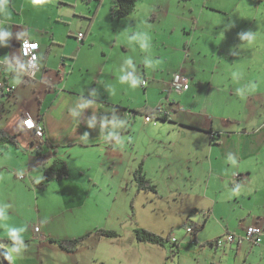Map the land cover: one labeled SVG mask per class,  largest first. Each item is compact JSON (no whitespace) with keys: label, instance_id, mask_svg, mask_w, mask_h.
<instances>
[{"label":"crops","instance_id":"0c3cea01","mask_svg":"<svg viewBox=\"0 0 264 264\" xmlns=\"http://www.w3.org/2000/svg\"><path fill=\"white\" fill-rule=\"evenodd\" d=\"M17 1L19 0H0V34H7L0 36V88L4 91V95L1 96L0 119L2 118L1 111L5 110V100L8 99L9 101L11 96L17 98L18 92L21 93L20 87L30 85L33 87L34 94L38 99L37 111L32 116L44 123L45 136L41 148L36 149L39 140L32 131L25 129L23 126V119L27 113L30 114L28 111L22 113L18 130L11 131L6 126H1L0 130H4L9 135H16V142L15 144L4 143L0 145V195H11L10 190L13 186L23 190H32L33 188L25 181L27 178H31V182L37 189L36 184L42 178L43 166L49 167L57 159L66 161L69 168L68 176L48 183V185H53V193L56 192L50 195L51 202L54 205L62 206L66 210H73V212L88 206L90 209L92 206L95 214L92 212L87 213L81 225L67 224L66 221L65 225L68 226L70 231L64 235L52 226L50 219L39 217L35 220L34 218L29 221V224H25L24 221L23 225L26 226L24 249L26 252L31 249L32 252L36 253L33 255L36 264H91L93 262L107 264L110 256L119 257V253L109 248L107 241L115 242L123 239L124 236L123 234L106 236L95 230L96 228H104L117 231L115 227L108 225L106 222L108 220L115 221V219L122 217L116 214L115 207H107L110 200L108 188L112 183L104 181L95 171V166L98 163H104L102 155L106 151L105 149L114 145V141L122 142L124 138H129L133 127H131V124L135 122L136 114H143L136 110L142 108L133 107L128 103L129 98L110 100L106 97L108 93L105 90L95 93L93 90L95 87H91L90 80L85 79V72L89 70V67H92L95 61L80 59L78 55L86 46L84 42L102 0H99L96 12L91 15L93 17L91 20L89 19L82 37H79L77 33H74L76 36L70 33L65 35L60 33V24L65 25L64 28L67 27L68 32H71V27H75V24H81L82 22L77 20V14L72 13L73 11L76 12L77 5L71 6L67 3L69 0H55L53 5L56 8L51 12H42V14H47V18L39 26L37 25V14L39 13L37 9L25 8L24 4H17ZM189 1L199 5L194 0ZM62 4L70 5L73 11L69 8L64 10L61 8ZM88 8L89 10L92 9L91 0ZM206 8H208L206 5L200 7L199 15H203ZM91 12H93V9ZM163 15L167 18L170 17L169 9L165 10ZM130 16H134V11ZM204 16L205 20L202 21L201 25L203 29L205 24L211 21V16H207V14ZM25 21L29 24H25ZM182 21L190 22V19L186 17ZM170 23L174 24V28L178 30V40L174 46L170 47L171 51L167 50L166 43H163L165 53L159 59H163L164 63L167 62L168 66L171 61L176 60L177 62L182 58L179 69L183 68L187 74L192 72L194 75L195 65L199 63L198 58L190 57L192 56L194 42L191 43L192 45L188 43L187 48L190 54L185 55L186 49L182 48L180 44V42H184L186 45L185 37L181 38V31L182 33H184V30L187 32L186 29L182 30L184 23L182 28L174 21ZM199 23L200 20H196L197 26H199ZM242 28L243 31H241ZM48 32L51 33L48 34ZM234 34L233 36L236 39L232 41V47H228V51L226 50L225 53L222 52L211 58L210 64L222 61L221 54L225 55L232 49L238 51L239 55L234 53L236 59L232 65L233 73L231 75H236L237 81L241 79L242 83L245 79H254L251 71L256 69L255 66L260 59L251 58L258 52L253 48L257 34L249 36V39L246 40L245 25L241 26V29ZM24 38L37 40L40 43V68L33 75L28 73L21 52V41ZM71 39L76 43L73 52L67 51V45ZM55 45L59 47L55 48ZM199 47L200 49L198 48L197 53H195L196 57L198 54L200 57L205 54V51L202 54L203 46ZM54 49H58V53ZM15 52L18 53V56L15 55ZM170 53H175L177 58H174L175 56ZM110 59L101 58L97 61L101 65L97 69L99 71L98 76H100L98 82L103 81L104 76L109 74L111 70V66H109ZM146 61V58H114L112 65L114 69L120 68L127 71L133 69L134 63H138L144 73L143 77L139 76L142 80H146L147 71L146 66H144ZM162 74L165 86L162 84L161 77L159 82L154 84L155 88L160 85L163 86L160 90H164L165 87H172L173 75L171 73L165 74V72H162ZM16 75L21 76L22 79L17 78ZM30 81L34 83L31 84ZM189 82L191 84L190 78ZM189 82L187 88L181 93L183 96H177L179 99L176 98L173 102L172 108L175 111L171 112L170 118L163 119L169 120V124H167L168 127L165 126V128L160 129H166L169 135L167 137L162 135L159 143L164 148L165 144L171 143V141L174 145L169 158L176 162L178 166L168 171L170 173L167 177L169 178V184L174 186L171 190L179 192L182 198L187 195L186 198L193 204L191 208H196L197 212L194 215L198 216V221L193 222V224L196 223L197 226V224L204 222V212H207V223L210 220V228L214 225L217 226L213 234L207 233L208 235L201 239L198 238V233L206 226L207 223H204L203 227L197 232L196 238L192 237L188 242H185L186 247L194 251L195 254L196 252L202 253L205 247L204 243L234 233L236 238L232 242L221 246H209V253L211 254H208L213 257L211 264H219L214 260L220 249L223 251L225 249L240 251L243 245L242 241H246L250 245V251L256 257L254 261H250L248 258L246 261L247 256H245L244 264H263L264 254L261 249L264 248V235L261 243H252L245 239L239 241V236L245 233V229L249 225H260L264 232L263 166L261 183L252 185L253 174L256 171L254 166L260 162L264 164V114L257 112L253 104L242 106L237 111H230L225 103L224 106L222 104L216 108L217 114L215 109L206 111L205 107L194 108L193 105L197 103L195 100L197 94L190 91L191 85ZM230 86H236V84L230 83ZM0 92L2 91L0 90ZM168 96L173 97L172 95ZM146 103V107L154 108L151 101ZM229 104L232 108H237L236 105H232L233 101ZM127 122L130 124V128ZM117 132H120V134ZM162 161L163 158L158 156L156 163H153V167L150 168L149 165L146 166L145 164L144 171L148 178L151 179L152 174H154V167ZM4 174H8L9 177ZM21 174L24 177L21 178ZM123 184L127 188L129 182L125 183L124 181ZM216 188L228 189L225 197H219V192L216 193V191L213 195L211 189L215 190ZM48 191L45 187L35 192V194H38L37 208L39 210L42 206L39 199ZM102 191H106V194L102 195ZM140 191L142 190L137 192ZM211 197L214 199H211ZM132 199L130 203H132ZM232 199L236 202H232ZM198 200L199 202H197ZM3 202V204H7V208L9 207L7 210L9 217L7 223L10 225L22 224L21 221L22 219L25 220V215L22 214L17 201ZM97 202L100 203V206L95 208L94 206L99 205ZM186 215H190V213H186ZM190 217L187 216L188 219ZM129 225L131 230L128 234L135 239L131 242L132 244L141 247L139 245L150 243L138 241L136 234H131L135 227H133L132 222ZM36 226L39 227L37 231L35 230ZM126 229L124 227L123 232ZM152 230L161 234L158 229H156L157 231ZM4 231L5 227L3 226L0 238H4L2 236ZM87 233L91 234L84 239L83 243L74 252L61 248L52 240L81 237ZM171 241L177 243V240L173 241L171 239ZM150 245L159 248L165 244L150 243ZM180 246L181 244L179 250ZM11 257L14 259V256L11 255ZM13 259V264H17ZM163 263L164 259L162 260Z\"/></svg>","mask_w":264,"mask_h":264},{"label":"rangeland","instance_id":"374dc122","mask_svg":"<svg viewBox=\"0 0 264 264\" xmlns=\"http://www.w3.org/2000/svg\"><path fill=\"white\" fill-rule=\"evenodd\" d=\"M54 1L55 0H19L17 4H24L25 8L31 7L32 9H37L39 12L37 14V25L39 26L43 20L47 18V14H42V12H51L56 8L53 5ZM194 1L199 3L200 6L194 4L192 1L138 0L133 17L130 16L132 12L129 14L130 17L113 19L110 15L112 0H102L91 29L89 30L90 32H88L84 42L86 46L78 55L80 59L95 61L92 67H89V70L85 72V79H89L91 83L90 86L95 87L93 88L94 92L100 93L101 90H105L108 93L106 97L110 100L129 98L130 100L128 103L133 107L142 108V110L147 106L146 102L151 101L153 107H161L165 115L172 108L174 100L176 98L177 100L179 99L177 96H183V94H181L182 91L176 90L173 86H170V88L165 87L164 90H160L163 86L160 85L158 88H155L154 84H156V82L158 83L161 77L163 81L164 76L162 72H165V74L171 73L173 76L179 73L184 76L187 75L186 77H189L191 80V84L189 82L191 85L190 91L197 94L195 98L197 103L193 105L194 108L205 107L206 111H211L212 109L216 110V108L220 107L222 104L224 106L226 103L227 109H230V111H237L240 110L242 106L253 104L257 112L264 114V0ZM98 2L99 0H91L93 12L96 10ZM67 3L71 6L77 5L76 12L73 11L70 5L62 4L61 8L64 10L69 8V10L73 11L72 13L77 14V20H81L82 22L81 24H75V27H71V32H68L67 27L64 28L65 25L60 24V33L62 35L70 33L73 36H76L74 33H77V35H79V33L83 34L93 14V12H91L92 9L89 10L88 8L90 0H69ZM203 5H206L208 8L204 10L203 15H199L200 7L202 8ZM168 9L171 16L167 18L163 14L165 10ZM205 14L211 16V21L205 24L203 29L201 25L203 23L202 21L205 20ZM181 17L184 19L186 17L189 18L190 22L182 21L184 19ZM196 20H200L199 26H197ZM173 21L175 24H178L180 28L184 26L182 30H187V32L184 30V33L181 31V38L185 37L186 45L184 42H180L182 48L186 49L185 55L190 54L187 48L188 43L192 45L191 43L194 42L192 46V56L190 57L199 59L198 65H195L196 71L194 75L192 72L187 74L183 68L179 69L182 58L177 62L176 60L171 61L168 66L166 61V63H164L163 59H159L162 58V55L165 53V45L168 48L167 50L171 51L170 47L174 46L178 40V30L174 28V24L170 23ZM25 24L29 23L25 21ZM243 25H245L247 32L246 40L249 39V36L257 34L256 40L253 43V48L258 52L251 58L260 59L255 66L256 69L251 71V75L254 79H245L241 83V79L237 81V76L231 75L233 73L232 65L236 59L235 54L239 55L238 51H233L232 49L225 55L221 54L222 56L220 58L222 61H217L216 63L210 64V59L215 55L218 56L222 52L225 53L226 50L228 51V47H232V41L236 39L233 34L241 29ZM243 30L242 28L241 31ZM50 33L51 32H48V34ZM193 39L195 41H192ZM78 40L81 41L80 39ZM142 40L147 45L146 48L142 47ZM163 43L166 44L163 45ZM199 46H203L204 48L202 54H204L205 51L202 57L198 56L199 54L197 57L195 56L197 49H200ZM58 47L59 46L55 45V48ZM75 47L76 43L71 39L67 45V51L73 52L75 51ZM54 51L58 53V49H54ZM15 55L18 56V53L15 52ZM172 55L175 56V53ZM54 56H56V54H54ZM101 58H111L109 65L111 66V70L109 74L104 76V79H102L103 81L98 82L100 76H98L99 71L97 69L101 65L97 61L99 59L101 60ZM114 58H146L147 61H152L151 66L147 63L144 65L147 71L145 75L147 85L145 84V86L141 83L142 78H140L139 75L143 77L144 73L142 67L139 66L138 63H134L132 70L114 69L112 65V60H114ZM174 58L177 57L175 56ZM189 60L191 59L189 58ZM212 70L214 71L211 72ZM129 74L138 81L135 87L131 85L130 80L121 82V76ZM93 75H95L94 79ZM16 76L22 79L21 76ZM30 83L33 84L34 82L30 81ZM230 83H235L236 86H230ZM162 84L165 86L164 81ZM197 85L199 87L198 90ZM250 85H255L253 91H239V89H246V87ZM19 90H21V93L18 92L17 98L11 96L9 101L8 99L5 100V110L1 111L2 118L0 119V128H2L1 126H6V128L11 131L18 130L23 112L28 111L31 115H35L38 99L34 94L33 87L28 85L20 87ZM168 95H172L173 97ZM232 101V105H236L237 108L231 107L229 103ZM127 124L130 128V124L128 122ZM167 124H169V120H163V118L157 117L151 122H146L145 115L137 113L135 122L131 124V127H133L129 138H124L122 142L114 141V145L105 149L106 151L102 155L104 163H98V165L95 166V171L101 178L104 181L112 183L108 188L111 201L109 200L107 207H115L116 214L122 217L115 219V221L108 220L106 222L108 225L115 227L118 234H123L124 236L123 239L115 242L107 241L109 243V248L119 253V257L117 258L110 256V259L107 260V264H132L134 262L137 264H162L163 259V264H211V259L213 257L209 255L211 254L209 253V245L205 244L202 253L196 252L197 255L194 251L186 247L185 242H188L193 237L192 234L188 232L187 228L191 227L193 229L196 226V223H194V225L193 222L198 221V216L194 215L197 210L196 208H191L193 204L188 201L186 198L187 195L182 198L179 192L171 190L174 186L169 184V178L167 176L170 172L168 171L178 166L176 162L169 158L174 145L171 141V143L165 144V149L162 144L159 143V139L162 135L166 137L169 135L166 129H160L162 127L165 128V126L168 127ZM117 133L120 134V132ZM171 139L175 140L173 138ZM158 156L163 158V161L154 167V174L151 176L153 184H155V186L157 185V191L142 190L137 192L138 188L135 182H133L134 170L142 160H144V166L146 164V166L149 165L150 168L153 167V163H156ZM262 166L264 167V164L261 162L254 166L256 171L253 174L252 185H259L261 183L263 176ZM4 175L9 177L8 174ZM21 181L23 180L21 179ZM25 181L33 188L32 190H23L22 188L13 186L10 190L11 195H0V209H5L6 207V215H8L7 210L9 207L7 208V204H3V201H17L21 207L22 214L25 215V220L22 219L21 221L22 224L24 221L25 224H29V221H32L34 218L37 220L39 217H44L50 219L52 226L55 227L59 233L64 235L68 234L70 231L68 226L65 225L66 221L67 224L81 225L87 213L92 212L95 214L92 206L90 209L88 206L73 212V210H66L62 206L54 205L50 198L51 194L56 193H53V185L46 186L49 191L39 199L42 204L39 210V208H37L38 194H35V192L40 190V188L36 187L37 189H35V186L31 182V178H27ZM122 181H125V183L129 182L127 188H125L126 186ZM212 189L213 195L214 191H216V193L219 192V197H225L228 191V189ZM104 194H106V191H102V195ZM132 198L135 200V203H130ZM211 199L214 198L211 197ZM233 201L234 199H232V202ZM197 202H199V200ZM95 205L97 204L95 203ZM99 206L100 203L98 206L94 207L98 208ZM186 213H190V215L185 216ZM206 213L207 212H204L205 223H207L208 220ZM187 216L191 217L188 219ZM130 222H132L135 228L142 227L152 232H154L152 229H158L161 232L160 235H163L165 238L170 237V239H172V237H175L178 245L181 244L179 252L176 254L173 253V248H175L176 245H174L171 240H166L165 245L161 246L162 248L150 245L152 242L139 245L141 247L135 246L131 243L135 239L128 234L131 230L129 225ZM209 223L210 220L198 233V238L203 239L206 235L215 232L217 225L210 228ZM4 224V221H0V233L2 232ZM197 225L199 226V224ZM124 227L128 229H126L125 232H123ZM132 233L135 234V230L131 231V234ZM242 243L243 245L240 251L237 249H225V251L220 249L214 261L219 264H244L245 256H247L246 261L247 258L250 261H254L256 257H254L253 252L250 251V245L246 241H242ZM11 244L12 243L8 244L9 249ZM24 248L23 246L22 252L19 254L11 252L16 263L36 264L37 262H34L33 258V255L36 253L32 252L31 249H28L26 252ZM261 251L264 254V248L261 249Z\"/></svg>","mask_w":264,"mask_h":264},{"label":"trees","instance_id":"16d2710c","mask_svg":"<svg viewBox=\"0 0 264 264\" xmlns=\"http://www.w3.org/2000/svg\"><path fill=\"white\" fill-rule=\"evenodd\" d=\"M179 1L184 2V1H189V0H179ZM137 4H138V0H112V4H111V8H110V15L113 19H122L124 17H127L129 14H131L133 11L136 10ZM95 12L96 11L93 12V15L95 14ZM92 17H90V20L92 19ZM90 24H91V22H90ZM90 24H89V26H90ZM0 90L2 91V92H0V108H1V104H2L1 96L4 95L3 94L4 91L1 88H0ZM9 93H11V92H9ZM136 111L137 112L140 111L145 115L146 114L154 115V113H155L154 112L155 109L154 108L152 109L151 107H146L144 110L141 109V110H136ZM169 117H170V115L166 116V114L165 115L162 114V116L157 117V118L168 119ZM15 137H16V135H13V134L9 135L4 130H0V145H2L4 143L15 144V142H16ZM54 149H56V147H54ZM68 174H69V168H68L66 161L57 159L49 167L43 166L42 178L39 181V183L36 185L38 188L44 189L48 185V183H50L52 180L66 177V176H68ZM133 181L135 182L138 190H154V191H157L155 184H153L151 179L147 177L146 172L144 171L143 160L139 163L137 168L134 170ZM132 202L134 203L133 199H132ZM204 223H205V220H204V222L199 224V226L197 225L192 229L191 233H192L194 238H196L197 232L200 230L201 227H203ZM134 230H135L137 240L141 241V242H152V243L165 244L166 240H171L170 237L165 238L160 234H157L155 232H152V231L145 229V228H142V227L141 228L136 227ZM95 231L101 233L102 235H106V236L118 235V232L116 230H113V229L96 228ZM90 234L91 233H87L86 235L81 236V237L52 239V240L54 242H56L61 248L65 249L69 252H74L79 248L80 244L83 243L84 239H86V237H88ZM220 238L210 240L207 243H204L203 245L206 244L209 246H214V245L221 246L218 243V240ZM9 243H12V242L7 240L6 238H1L0 239V249L3 251V254L6 258L7 264H13L11 253L8 249ZM174 245H176V246H175V248H173V253L176 254L179 252V248H178L179 245H178V243H175V242H174ZM0 264H3V261L1 259V255H0ZM91 264H105V263L93 262Z\"/></svg>","mask_w":264,"mask_h":264},{"label":"built area","instance_id":"2783aa9c","mask_svg":"<svg viewBox=\"0 0 264 264\" xmlns=\"http://www.w3.org/2000/svg\"><path fill=\"white\" fill-rule=\"evenodd\" d=\"M79 37H82L83 34L79 33ZM39 49H40V43L37 40H33L30 38H24L21 41V52L23 55V58L25 60V66L30 75H33L35 72H37L40 68L39 65ZM188 78L184 75H181L179 73H176L173 76L172 79V86L178 91H184L187 86H188ZM142 84H146V80H142ZM1 85V84H0ZM174 109L171 108L167 113L166 116H169L171 112ZM161 107H156L155 108V113L154 115L152 114H146L145 115V120L146 122H150L154 119V117H160L162 116ZM23 126L25 129L32 131L35 134V137L39 140V142L36 144V149H39L41 146L42 141H44V136H45V127L44 123L36 118H34L31 114L27 113L25 118L23 119ZM20 177H24L23 174L20 175ZM35 230H39V227L36 226ZM188 231H192L191 227L187 228ZM263 228L260 225H249L245 229V233L240 235L239 241L242 239L248 240L252 243H261L263 240ZM236 238V235L234 233H229L227 235L222 236L219 240L218 243L220 245L228 244L232 242ZM173 241H176L177 239L174 237L172 238Z\"/></svg>","mask_w":264,"mask_h":264},{"label":"clouds","instance_id":"9594fccd","mask_svg":"<svg viewBox=\"0 0 264 264\" xmlns=\"http://www.w3.org/2000/svg\"><path fill=\"white\" fill-rule=\"evenodd\" d=\"M5 35L7 34L6 33L0 34V36H5ZM141 45L142 47H145V48L147 47V45L144 43L143 40L141 41ZM146 63L149 66L152 65V61L150 60L146 61ZM129 80L131 81V85L133 87H135L138 83V81L134 77H132L131 74L121 76V82L129 81ZM254 89H255V85H250V86H247L246 89H239V91H245V90L253 91ZM5 212H6V207L5 209H0V221L5 222L4 224L5 231L2 233V236L12 242L11 247H10V252L19 254L22 252L23 243H24V234L26 232V226L23 224H20V225L8 224L7 221L9 217L8 215L5 214Z\"/></svg>","mask_w":264,"mask_h":264},{"label":"water","instance_id":"95a60500","mask_svg":"<svg viewBox=\"0 0 264 264\" xmlns=\"http://www.w3.org/2000/svg\"><path fill=\"white\" fill-rule=\"evenodd\" d=\"M41 147V146H40ZM0 255H1V259H2V261H3V264H7V262H6V258H5V256H4V254H3V251L0 249Z\"/></svg>","mask_w":264,"mask_h":264}]
</instances>
